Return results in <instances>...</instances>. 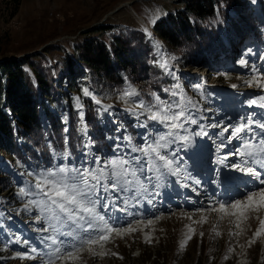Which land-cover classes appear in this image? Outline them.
Wrapping results in <instances>:
<instances>
[{
  "label": "rangeland",
  "instance_id": "374dc122",
  "mask_svg": "<svg viewBox=\"0 0 264 264\" xmlns=\"http://www.w3.org/2000/svg\"><path fill=\"white\" fill-rule=\"evenodd\" d=\"M218 1L221 5L219 8L216 5L215 10L223 13L226 11L232 17H243L241 22H233L242 28H247L246 24L255 23L262 39L253 31L241 29L237 33L229 32V42L224 41L227 33L221 25L219 35L222 37L218 41L222 49L218 54V62L209 63L207 68H189L184 63L185 56L177 44L172 48L171 59L183 64L184 67L180 66L178 70L170 67L157 43L154 44L147 38L143 41L138 39L130 49H138L141 44L144 45L143 52L147 57L145 65L148 67L145 75L144 71L130 77L124 74V82H116V86L120 84L117 88L102 75L93 74L91 77L86 73L84 81L77 79L78 83L82 81L85 84H77L79 87L72 93L73 104L70 110H67L66 100L58 94L51 100L40 95L39 101L52 107V114L55 113L60 118L64 128L57 131L59 138L56 143L49 140L45 144V162L34 157L27 159L23 154L6 155L0 149V172L5 173L0 174V264H49L50 258L51 264H264V225L260 223L264 220V207L259 206V201L254 199L253 205L244 200L234 210L220 211L216 207L213 208L216 209L214 212L212 208L178 207L156 214L148 213L146 218L134 217L126 221L127 216L120 214L123 220L112 223L111 215L115 210H123L121 198L124 194L112 193V198L105 202L113 206L106 209L104 214L101 212L102 208L97 211L109 222L107 227L127 231L117 233L105 230L101 234L107 235V240L101 241L99 235H93L91 238L98 242L83 245L77 243L79 236L64 239L68 235V229L56 237L50 229L51 217L42 215L40 209L30 204L31 200L40 199L39 195H35L40 188H48V172H55L60 167L96 168L98 163L100 167H105L124 156H141L142 152L132 153V147L143 150L148 138L149 143L155 147L159 136L170 130L186 136L189 141L193 140V131L204 129L215 141L217 152L236 164L240 158L238 145L249 141L254 135L252 133L257 128L261 129L258 125L264 122V111L258 105L254 110L247 106L245 108L247 102L257 98V93H264V12L259 4L263 1L264 5V0H256L255 3L245 0L250 5L255 4L249 6V11L253 9L249 14L244 9L235 14L226 0ZM127 2L128 5H122ZM184 5L182 0H0V57L22 58L40 54L39 57H33L36 63H42L43 67L54 72L53 82L62 88L68 80H60L61 75H68L64 68L65 55L69 54L77 65L79 61L74 49L85 39L96 35L110 43L113 35H136L138 31L144 30V26L137 21L135 13L153 27L169 13L184 9ZM101 24H109L113 28L111 31L90 32L94 26ZM26 68L31 72V68ZM149 75L151 77L148 79ZM89 77L92 78L91 82ZM169 77H177V83L180 80L183 91L178 90L177 83L175 90ZM203 79L209 85L203 84ZM85 88L89 90V96L83 94ZM78 97L82 110L88 113L85 117L90 123L79 118L80 110L76 108ZM157 98L164 113L156 107ZM97 100L99 104L96 103ZM141 102L150 106L160 119H149L152 112L145 111L140 106ZM96 105H100V108L97 109ZM185 105L186 117L176 122L183 124V127H166L168 121L163 119L164 114L178 115L180 108ZM129 114L136 118V122H129L132 126L126 125V120L130 118L127 119L126 116ZM245 116H251L255 121L250 128L243 127L245 121L242 118ZM192 119L197 123H191ZM136 123L146 125L147 139L140 129L138 132L135 128ZM237 127L241 128L240 133L235 132ZM65 128L68 129L67 132L64 131ZM68 135L70 136L66 142L65 137ZM124 136H130L131 142L124 141ZM21 140L25 141L24 138ZM186 140L177 139L176 143L169 145L167 149L160 148L158 152L165 155V161L184 178L192 179L195 177L194 165L197 163L193 161ZM100 141H110V144H106V150L99 146ZM93 144L105 151L104 154L94 156ZM213 155L214 149L210 148L208 158L211 160ZM93 157L96 158L95 161ZM143 159L146 164L144 170L138 172V176L149 192L156 189L159 182L156 181L155 169L149 172L148 166L153 160L157 165L163 164L158 155L154 156L153 153L151 158L144 156ZM162 168L164 169L163 166ZM162 173L167 175V172ZM38 183L40 188H37ZM29 186L33 192L21 195L20 188ZM168 189L169 186L164 188L166 191ZM139 192L145 193L138 183L132 193L128 194L133 196ZM100 194L107 195L103 192ZM247 196L242 199H247ZM228 206L229 204L226 207ZM148 221L152 223L149 224ZM51 223L54 227L56 221ZM71 230L75 231L74 228ZM79 235L84 240L89 239L83 232ZM44 237L57 239V245L61 247L58 256L54 255L57 249L51 245L50 240L48 243L43 242ZM33 249L36 250L34 253Z\"/></svg>",
  "mask_w": 264,
  "mask_h": 264
},
{
  "label": "trees",
  "instance_id": "16d2710c",
  "mask_svg": "<svg viewBox=\"0 0 264 264\" xmlns=\"http://www.w3.org/2000/svg\"><path fill=\"white\" fill-rule=\"evenodd\" d=\"M182 1L185 2L184 9L169 13L159 19L153 25V30L164 41L170 56L173 47L178 44L185 56L184 63L189 68H192V66L205 67L209 63L218 62V59H220L218 54L222 49L218 41L222 37L219 35L222 30L221 25L224 26L227 33L224 35V41L229 42V32L237 33L241 29L253 31L259 39H262V35L258 32L259 28L255 23L244 24L247 28H242L233 22H241L243 17L237 16L236 18L228 15L226 11L223 13L215 10L216 5H218V8L221 5L217 0ZM225 2L231 5L230 9L235 14L242 9L246 10L247 14L251 11V9L248 10L251 5L245 0H226ZM262 3L263 1L259 2L264 12ZM112 28V25L101 24L94 26L90 29V32L111 31ZM144 38L156 44L144 30L138 31L136 35L126 33L113 35L110 43H106L96 35L88 37L74 49L79 61L77 65L72 61L69 54L65 55L64 68L68 75H61L60 80L68 78L66 84L64 83L66 89L58 87L53 82L54 72H51L48 67H43L42 63H36L33 57H39L40 54L23 56L22 58L1 56L0 149L6 155L20 156L23 154L27 159L34 157V159L45 162L47 158L45 144L49 140L56 143L59 138L57 131L62 130L64 127L60 123V118L55 113L52 114V107L45 104L44 101H39L40 95L47 96L51 100L54 99L55 94H58L66 100L67 110H70L71 104H73L72 93L79 87H77V84H85L82 81H84L83 78L86 73L91 77H93V74L102 75L117 88L120 87V84L116 86V82H124L122 77L124 74L130 77L144 71L143 74L145 75V69L148 67L145 65L147 57L143 52L144 45L141 44L138 47L139 50L137 48L130 49L133 43L138 42V39L143 41ZM180 65L183 66V64ZM27 66L31 68V72L27 70ZM91 77H89L90 82L92 81ZM150 77L151 75L148 79ZM78 78L82 80L80 83H78ZM169 79L174 87V80L170 77ZM175 90H177L176 86ZM85 114L88 116L87 111H85ZM126 118L129 117L126 116ZM84 119L86 123H90L86 117ZM129 122L133 121L126 120V125L132 126ZM88 126L87 128H89ZM124 130L127 131L125 128ZM69 136H67L68 139ZM21 138H24L25 141H22ZM107 143L110 144V141L101 142L99 146L106 150ZM92 146L96 155L104 154L105 151L99 150L94 144ZM52 147L57 148L56 145H52ZM0 161L2 160L0 159ZM0 174L5 173L1 171Z\"/></svg>",
  "mask_w": 264,
  "mask_h": 264
},
{
  "label": "snow or ice",
  "instance_id": "6c2138e0",
  "mask_svg": "<svg viewBox=\"0 0 264 264\" xmlns=\"http://www.w3.org/2000/svg\"><path fill=\"white\" fill-rule=\"evenodd\" d=\"M252 3H255L256 0H251ZM241 63H244L242 61ZM163 67V65H161ZM235 87V85H233ZM83 94L85 96H89V90L84 89ZM175 95V93H173ZM94 98V97H93ZM264 100V97L261 98ZM97 104L100 102L97 100ZM260 103V100L252 99L249 101V106L257 105ZM141 107L145 109V111L152 112V115L149 119H160L155 112H153L152 108L148 105H144L141 102ZM82 104L80 102L79 97L76 99V108L79 111V118L81 121L84 120L85 113L82 110ZM156 107L160 109L161 113H164V109L160 107L159 98H157ZM169 111H171V106H169ZM187 115V107H181L179 114L173 113L171 116L164 114L163 119L168 121L166 123V127L170 129H176L178 127H183V124H178L176 122L180 121L182 117H186ZM245 121L243 127H249L255 123V121L245 116L242 118ZM191 123L196 124L197 121L195 119L191 120ZM146 126V125H140ZM259 127L264 128V122H261ZM65 132L68 131L67 128L64 129ZM236 133L241 132V128H235ZM203 132H198L196 135H202ZM171 138V139H170ZM186 140L187 137L183 135H179L176 132L168 131L164 135H160L159 139L156 141V146L153 147L151 143H148L146 147L141 150L137 147H132L131 152H142L141 156H124L118 160L111 161L107 166L100 167L99 163L96 168L91 167H60L55 172H48L46 179L49 181V186L47 189L40 188V184H37V188H40V191L35 195H39V200H31L30 204H34L36 208L40 209V212L44 216H50V229L55 233L56 237L62 234L65 229H68L67 234L69 236L77 237V243L83 245L84 243L95 244L98 241L92 239L93 235H99V240L104 241L108 239L107 235L101 234L103 231L112 232L116 231L120 233L121 231H127L122 229H113L107 227L108 221L105 220L104 215H101L97 209H108L112 207V204H109L105 201L112 198V193H132V190L136 188V185L139 183L140 187L143 188L144 192H147L148 189L143 186L141 183V178L138 176V172L144 170V166L146 162L144 161V156H149L151 158L152 153H157L160 161L165 160V155H159L158 149L163 148L167 149L169 145L176 143V140ZM67 142V137H65ZM124 141L131 142L130 136H124ZM223 143V141H221ZM175 157H173L174 159ZM257 159L264 162V154L257 158H253L249 156V159L241 161L239 164L235 166V170L244 171L248 175L252 176L254 180L259 179L260 183L264 185V169L260 168L257 164ZM95 161L96 158L93 157ZM157 165L153 160L152 164L148 166V171H153ZM255 167V171L253 170ZM163 173L161 172L157 179ZM151 180V177H148ZM111 184V187L109 185ZM33 189L31 186L24 188H20V194L32 193ZM103 192L107 195L102 196L100 193ZM138 194V193H137ZM259 196L261 207H264V189L259 192H253L251 195L247 196V201L249 204L253 201L254 197ZM151 202V200L149 201ZM125 203H127L125 201ZM243 202L237 200L235 203L231 205L232 208H238L241 206ZM225 205H220V211H224ZM56 221L55 226H52L51 221ZM149 224L152 221H148ZM260 223L264 225V220H261ZM103 225V227H102ZM63 226V227H62ZM75 229L72 231L71 229ZM50 229H45V231H49ZM59 229V231H57ZM85 233L89 236L88 240H84L80 233ZM44 243H48L51 241V245L56 247V252L54 255H59L61 247L57 245V239L52 237H44L42 238ZM27 244V241H25ZM63 243V242H61ZM79 250V249H77ZM33 253L36 251L32 250ZM31 258V256H29ZM49 264H51V258L49 259Z\"/></svg>",
  "mask_w": 264,
  "mask_h": 264
},
{
  "label": "bare ground",
  "instance_id": "6f19581e",
  "mask_svg": "<svg viewBox=\"0 0 264 264\" xmlns=\"http://www.w3.org/2000/svg\"><path fill=\"white\" fill-rule=\"evenodd\" d=\"M135 17H136V19H137V21H139L144 27H145V29L146 30H148L149 32H150V30L148 29V28H146V26H149L148 25V23L147 22H145V20L144 21H142L141 19H143L140 15H138L137 13H135ZM141 18V19H140ZM150 28H151V26H149ZM240 201H244V200H247V199H239ZM254 200L255 201H259V203L261 204V201H260V197L259 196H257V197H254ZM236 201H233V202H231L230 204H229V206L228 207H226L225 206V208H224V210H226V209H229V210H234V208H232L231 207V205L233 204V203H235ZM254 202V201H253ZM256 203V202H255ZM257 204V203H256ZM251 205H253V203L251 202ZM260 206V205H259ZM257 207V206H256ZM255 207V208H256ZM258 208V207H257ZM216 209H219L218 207L216 208ZM216 209H213L214 210V212H215V210ZM261 209V208H260ZM217 212H219V211H217ZM264 216V215H263ZM89 247H92V245L91 246H89Z\"/></svg>",
  "mask_w": 264,
  "mask_h": 264
},
{
  "label": "water",
  "instance_id": "95a60500",
  "mask_svg": "<svg viewBox=\"0 0 264 264\" xmlns=\"http://www.w3.org/2000/svg\"><path fill=\"white\" fill-rule=\"evenodd\" d=\"M122 5H128V2H127V3H124V4H122Z\"/></svg>",
  "mask_w": 264,
  "mask_h": 264
}]
</instances>
